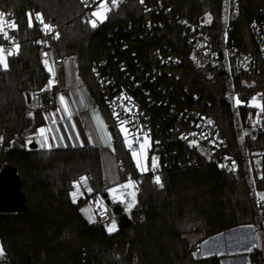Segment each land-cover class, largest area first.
I'll return each mask as SVG.
<instances>
[{"label": "trees", "instance_id": "16d2710c", "mask_svg": "<svg viewBox=\"0 0 264 264\" xmlns=\"http://www.w3.org/2000/svg\"><path fill=\"white\" fill-rule=\"evenodd\" d=\"M161 1L173 13L203 25L214 42L223 39L226 29L223 0ZM120 2L118 10L109 14L101 28H92L81 18L83 0H0V9L11 10L17 17L19 29L14 35L20 45L19 54L8 58V70L0 68V135L4 137L0 169L5 165L18 169L27 204L25 212L0 214V246L8 257L7 264H222L224 255L202 256L183 234L203 231L209 240L238 225L257 221L254 190L264 187V180L247 165H241L240 173L232 176L204 164L165 173L161 176L163 188L154 183V177L142 176L138 179L137 203L130 212L131 225L119 226L117 232L110 234L102 223L89 224L83 218L79 208L86 199L74 203L70 197L73 182L80 177L88 178L93 195L107 193L99 150L29 149L24 133L33 123V115H28L33 110L27 93L41 90L47 73L36 45L44 29L38 22L29 28L26 13H42L45 22L59 32V39L53 40L56 54L75 58L80 75L94 84L98 102L105 106L92 64L108 55L106 34L113 27L120 28L143 17L139 0ZM239 4V17L231 35L240 38L239 48L256 61L260 70V79L254 87L243 85L244 74L235 68L231 77L218 66L208 65L204 70L186 51L177 30L171 29L169 37L178 53L185 56L178 70L182 83L209 100V111L231 146L239 144L241 136L235 126L233 108L223 99L224 94L230 85L236 93L264 91V62L250 31V22L264 8V0H240ZM248 108L240 106L241 119H245ZM15 144L22 150H15ZM262 146L263 138L252 143L253 148ZM114 149L123 164L121 177L127 173L138 175L120 135ZM262 252L256 248L251 251L250 264H264Z\"/></svg>", "mask_w": 264, "mask_h": 264}, {"label": "built area", "instance_id": "2783aa9c", "mask_svg": "<svg viewBox=\"0 0 264 264\" xmlns=\"http://www.w3.org/2000/svg\"><path fill=\"white\" fill-rule=\"evenodd\" d=\"M120 1L118 7H112L109 0L111 11L107 18L110 13L118 10ZM233 1L228 16L230 22L226 26L221 42H214L203 29V25L173 13L172 8L161 0L139 2L142 18L131 20L120 28L113 27L106 34L108 55L96 59L92 64L100 98L111 115L113 111L119 113V117L112 115L115 121L119 123L120 120H132L134 123L129 125L130 128L142 126L144 132L150 134L149 168L151 155L158 158L159 165L154 172L151 170L146 173L139 172L138 175L127 173L125 177H121L120 184L131 178L137 182L139 189L138 179L142 176L161 177L167 172L196 168L204 164L215 166L232 176L240 173L241 165H247L259 178L263 175L264 146L253 148L252 143L264 139V113L260 115L259 123L256 122V112L248 116L240 143L231 146L215 116L209 111V100L182 83V76L178 70L184 64L185 56L179 54L178 48L169 40L170 33H173L171 29L177 30L186 45V51H189L199 67H206L218 59L230 61L233 68L244 74L243 85L254 87L261 73L256 61L239 48L240 38L231 35L234 22L240 13L238 0ZM99 2L100 0H83L84 10L81 18L84 21L92 19L91 12L96 10ZM0 12L6 13L11 20L17 22L13 11L1 8ZM106 20L98 21L96 28H101ZM8 31L10 36L15 38L14 42L19 43L15 32ZM250 31L264 62V8L259 10L257 18L251 20ZM54 32L46 35L43 30L37 38L39 56L41 60L51 58L54 64H63L67 57L56 54L53 45ZM0 37V45L6 50L10 49L11 43ZM44 53H47V57L43 55ZM42 89L31 94L32 110L44 108L43 94L50 88L44 86ZM125 96L132 97V100H126ZM223 99L229 102L226 95ZM126 108L131 109V114ZM208 120L214 123L209 124ZM192 140L198 143L190 146L189 142ZM13 148L22 150L19 144H15ZM126 149L131 154L127 147ZM122 166L120 163V168ZM122 191L125 193V200L130 202L128 190ZM96 196L102 205L104 199L99 194ZM255 203L258 214L256 222L264 227V191L260 192ZM100 205L97 214L100 222L115 218L112 206H106L105 212ZM200 249L199 245L193 246L195 252H200ZM108 252L110 253V250ZM7 262L8 257L4 253L0 256V264Z\"/></svg>", "mask_w": 264, "mask_h": 264}, {"label": "crops", "instance_id": "0c3cea01", "mask_svg": "<svg viewBox=\"0 0 264 264\" xmlns=\"http://www.w3.org/2000/svg\"><path fill=\"white\" fill-rule=\"evenodd\" d=\"M47 60L49 61V64L54 67V71L56 73L54 79L56 82L54 85L49 86V80L53 79V77L46 70L43 60H41L47 73V80L44 86H48L50 90L43 94L44 108L40 110H33V123L24 133L26 143L29 145L30 143H28V141L31 140V143L37 144V150L43 152L58 148L95 147L100 152L101 167L106 185V192L109 188L117 187L120 185L121 180L120 162L116 156L114 149L115 142L113 141L112 134L109 130L110 124L107 119L108 112L105 106L98 102L94 92V84L91 82L89 83L82 75H80L74 57H67L66 62L63 64H54L51 58H47ZM61 94L65 96L73 114L71 120H69L67 114L63 112L59 103L58 98ZM81 99L84 101L83 104L80 103ZM57 109L61 110L57 111ZM94 110L97 111L103 118V121L107 126V134L111 136L110 142L107 141L106 137L102 138L104 137V133L97 127L96 121L93 118ZM53 117L56 121L55 124L52 123ZM73 124H75L74 128ZM39 127L55 129V131L49 133L50 137H57L55 140L50 139V143L52 144L51 149L41 148L40 144L37 143L38 137L34 134V130ZM77 134H79V139H77ZM61 136L63 139H59ZM89 187L91 186L88 180L86 184L81 182V187L77 192V199L74 203L79 201L81 198L86 199L88 196V199H86V201L80 206L79 210L83 218L89 224H95L100 222L97 218L100 204L97 196L93 195V191H87ZM74 191H76V189ZM102 205L106 208L107 205L105 200ZM90 217L94 222H90ZM115 218L117 217L115 216ZM100 223H102L107 230L106 224L110 222L109 220H106L101 221ZM261 228L264 229V227ZM183 236L187 239L191 246H200V254L202 256L226 255V253L228 254L229 252L215 254V249L217 250L218 248L224 249L227 247L237 246V243L233 241L237 238H233L232 234H228L223 238H220L222 243H219L220 239H216L215 241H212V238L206 240L203 231L186 232ZM212 250H214V253L210 254L212 253ZM222 264L242 263L239 262L238 259L232 260L229 258L226 262L222 260Z\"/></svg>", "mask_w": 264, "mask_h": 264}, {"label": "snow or ice", "instance_id": "6c2138e0", "mask_svg": "<svg viewBox=\"0 0 264 264\" xmlns=\"http://www.w3.org/2000/svg\"><path fill=\"white\" fill-rule=\"evenodd\" d=\"M141 3H143V0H140ZM112 7H118L119 0H110ZM111 11V7L109 6V0H100L99 6L96 8V10L91 12L92 19L88 20L87 23L90 24L92 28L97 27V22H103L105 19H107L108 13ZM27 19H28V27H34L35 22H38L43 26V29L45 30V34L48 35L49 33H53L54 29L51 24H48L45 22L43 14L42 13H26ZM19 25L16 21L11 20L10 17L4 12H0V36L3 37L4 40L9 41L11 43L10 49H5L3 45H0V68L3 70H8L9 63L8 58L14 55L19 54V48L20 45L18 43H15V38L10 36V32L8 30H11L12 32L18 31ZM59 32H54V38L59 39ZM45 57H47V53L43 54ZM43 64L46 68V70L50 73V75L53 77V79L49 80V86L54 85L56 82L54 77L56 75L54 71V67L49 64V61L47 59L43 60ZM95 71V69L93 70ZM46 89H42L44 91ZM123 95V94H122ZM126 100L131 101L132 97H124ZM59 103L62 107V110L64 113L67 114V117L69 120L72 119V112L69 108L68 102L63 94L59 96ZM235 105L237 107L241 106V104H244L247 107L253 108L256 110V116H257V123H259V117L262 113H264V93H258L257 95L252 96L250 99L242 100L239 95H237L234 98ZM81 104L84 103L83 99L80 101ZM61 109H57V111H60ZM126 111L131 114V109L126 108ZM29 116H32L33 114L31 112L28 113ZM113 116L119 117V113L113 111ZM93 118L96 121L97 127L104 133V137L107 139L108 142L111 141V136L107 134L106 131V125L103 121V118L99 115L97 111L94 110L93 112ZM251 118V117H250ZM52 123L55 124V118L53 117ZM134 121L125 119L119 121V131L123 135V142L127 146V148L131 152V157L135 161L136 168L139 169L142 173H146L148 171H155L157 169L158 165V158L155 156L151 157V168H149V149L151 147V139L150 134L144 132L142 126H136L135 129L130 128L129 125L133 124ZM209 124L214 123L212 120H208ZM75 127V124H73V128ZM55 131L53 128H46V127H39L38 129L34 130V134L38 137L37 143L40 144L41 148H49L51 149L52 144L50 143L51 140L57 139L55 136H49L50 132ZM184 138V137H182ZM206 138V137H205ZM59 139H63V137H59ZM77 139H79V134H77ZM4 141V137L0 136V143ZM32 141L29 140L28 143H31ZM159 143V142H157ZM190 146H195L198 141L192 140L189 142ZM134 145H138V147H134ZM233 163V169H235V161ZM221 167H224V165H221ZM87 177H80L79 181L73 182V188L76 189V191H73L71 193V196L73 198V202L77 199V192L80 190L81 182L87 183ZM261 180H264V175L260 177ZM154 183L157 184L160 188L164 187V184L162 182V179L159 175L154 176ZM121 190H128L127 196L131 198L130 202L125 200V193ZM88 192H92L93 189L89 187L87 189ZM109 193L112 195V198L114 201H118L120 203L126 204L125 211H130L137 203L136 197L137 193L139 191L137 187V182L131 178H128L127 181L123 184L118 185L116 188H109ZM98 203V202H97ZM100 208L106 212V209H104L103 205H100ZM83 211V210H82ZM90 222H94L91 220V217L89 218ZM251 227V225L249 226ZM117 225L116 221L112 220L111 225L107 226V232L112 233L116 231ZM4 255V249L2 246H0V256Z\"/></svg>", "mask_w": 264, "mask_h": 264}, {"label": "rangeland", "instance_id": "374dc122", "mask_svg": "<svg viewBox=\"0 0 264 264\" xmlns=\"http://www.w3.org/2000/svg\"><path fill=\"white\" fill-rule=\"evenodd\" d=\"M239 1L240 0H238V2ZM232 2H234V1L233 0H223V20H224L225 26H227V24H229V22H230L228 16H229V12H230V10L232 8ZM42 28H43V26H42ZM210 66H218L220 69H223V71L227 73L228 77H231L232 76L231 74H233V71H232L233 65H231L230 61H225L223 59H218V60H215L212 64H210ZM203 69L207 70V67H205ZM237 72H239V71H237ZM224 95H226L228 97V100H229V102H230V104H231V106L233 108L234 116H235V126H236V128L238 130L239 135L242 137V135L244 133V129L246 128V123H247L248 116H250L251 114H254V112H256V110L249 107L248 111L246 113L245 119H241L240 110H239L240 106L237 107L235 105L234 98L237 95H239L240 98L241 97H247V99H250L252 96L257 95V94H255V92H250L248 90H246V91H244L242 93H239V92L236 93L234 91L233 86L230 85L229 89L227 90V92ZM242 105H244V104H241V106ZM107 112H108L107 115H108L111 123L113 125H115V127H116L119 135L121 136L122 141H123V135L119 131V123L117 121H115L114 117L111 115V113L108 110H107ZM125 147H127V146L125 145ZM151 156H153V155H151ZM133 162L135 164L134 160H133ZM137 170L140 173H142L139 169H137ZM79 179L80 178H78L75 181H78ZM112 188H116V187H112ZM74 190L75 189L72 187V190L70 192L71 200H72L71 193ZM262 191H264V187H262V186H260L259 188H255V190H254L255 200H256L257 196L260 194V192H262ZM107 194H108V197L113 202H118V201H114L113 200L112 195L109 193L108 190H107ZM81 199L83 200V198H81ZM81 199H79V200H81ZM86 199H88V196L86 197ZM72 202H73V200H72ZM123 207L125 209L126 204H124ZM255 207H256V205H255ZM131 210L130 211H125L124 210V213L129 215ZM256 214H257V208H256ZM257 216H258V214H257ZM113 220L116 221V225H117L116 231L112 232V233H115V232H117L119 230V220H118V218H115ZM109 222L110 223L106 224V227L111 225L112 220L111 221L109 220ZM250 225H251V227H249ZM234 229H238L235 233L232 234L233 238H237V239L233 240L234 242L237 243V249H235V250H233V251H231V252H229L227 254L221 248L220 249L218 248L217 250L215 249V254L226 253V255H224L225 257L223 259H225V258H231L232 260H237L238 259V261L241 262L242 264H250V262H249V253L256 248V249L263 250L262 257H263V261H264V229H262L261 226L257 222H254L253 224H249V225H247V224L238 225V226L233 227V228H231L229 230H226V231L229 232V231H232ZM226 231H223L222 233H220L218 235H221V234H223ZM230 237H228V238H230ZM221 241L222 240L220 239L219 243H222ZM213 253H214V250H212V253H210V254H213ZM239 257H241V258H239Z\"/></svg>", "mask_w": 264, "mask_h": 264}, {"label": "water", "instance_id": "95a60500", "mask_svg": "<svg viewBox=\"0 0 264 264\" xmlns=\"http://www.w3.org/2000/svg\"><path fill=\"white\" fill-rule=\"evenodd\" d=\"M27 101L28 103H31V94L27 93ZM109 130L112 134L113 141L118 142L119 136L116 130V127L114 125H110ZM36 143H30L29 149H37ZM103 199L105 200V203L107 206H112V212L114 216H116L119 220V226L121 228H126L129 225H131L132 220L130 216L126 213H124V207L122 203L116 202L114 203L109 197L108 194H103ZM27 210V204H26V196L22 190V180L18 173V169L15 166L12 165H5L0 169V214L3 213H17V212H25ZM238 229H234L229 232H224L221 235H218L214 238H212V241H215L216 239L223 238L224 236L228 234H233ZM224 252H231L236 247H227V248H221ZM241 258V257H240ZM229 258L223 259L224 262H226Z\"/></svg>", "mask_w": 264, "mask_h": 264}]
</instances>
